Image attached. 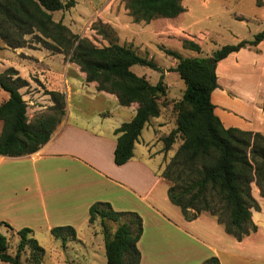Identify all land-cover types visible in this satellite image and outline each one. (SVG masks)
<instances>
[{
    "label": "trees",
    "instance_id": "obj_1",
    "mask_svg": "<svg viewBox=\"0 0 264 264\" xmlns=\"http://www.w3.org/2000/svg\"><path fill=\"white\" fill-rule=\"evenodd\" d=\"M184 0H123L135 22L150 23L157 18L177 20L186 12ZM77 0H0V41L10 48L27 45V36L51 51L63 53L83 76L85 83L120 105L132 107L135 116L115 130L118 136L114 153L117 165L134 156L135 143L145 126L161 116V98L167 94L164 70L154 58L139 54L132 46L110 41L99 46L88 37L74 33L53 13L69 10ZM264 40V31L252 41L226 44L214 51L217 62L248 45ZM181 48L202 51L201 39L183 38ZM178 60L177 71L186 84L176 108V127L164 137V151L172 150L178 137L182 143L167 162L161 176L171 182L170 201L179 206L185 219H196L209 212L223 224L225 231L241 241L258 230L253 213L261 212L264 202V134L259 131L226 127L216 113L213 92L219 87L217 65L212 57L184 56L178 49L161 46ZM142 65L160 71L161 78L151 83L132 69ZM28 81L14 68L0 71V88L9 93L0 101V154L22 156L36 152L47 143L66 114V95L47 90L54 103L48 113L30 120L28 103L21 89ZM253 184L259 190V201ZM97 221L105 240L107 264H140L138 242L144 231L143 218L135 211L115 210L110 202L97 201L89 208V224ZM109 222L116 225L112 228ZM7 227H12L8 223ZM20 237L15 255L9 253L8 237L0 232V261L8 264H42L45 248L33 230H14ZM51 234L62 241L77 239L72 225L55 226ZM29 250L28 262L22 255ZM201 264H221L212 256Z\"/></svg>",
    "mask_w": 264,
    "mask_h": 264
},
{
    "label": "crops",
    "instance_id": "obj_2",
    "mask_svg": "<svg viewBox=\"0 0 264 264\" xmlns=\"http://www.w3.org/2000/svg\"><path fill=\"white\" fill-rule=\"evenodd\" d=\"M22 52L26 57L9 58L11 53ZM0 62L11 63L1 72L12 67L28 81L27 88H34L30 94L35 93L32 98L39 104L29 102L21 89L30 120L54 105L45 90L66 95V114L47 143L27 155L0 154V223H8L13 230L29 227L34 237L62 225L74 226L78 238H82L79 230L85 233L87 228L97 236L101 232L89 224V208L97 201H107L115 210L135 211L143 218L140 264H201L212 256L221 264H264V202L261 212L253 213L258 230L239 241L211 213L204 211L189 221L170 201L171 182L161 176L170 151L166 153L164 146L154 148L159 140L163 142L157 129L144 137L146 128L150 130L163 113L145 126L133 158L117 165L115 130L135 116L134 108L87 85L65 57L46 48L13 51L0 41ZM162 124L158 121L156 126ZM159 152L163 159H158Z\"/></svg>",
    "mask_w": 264,
    "mask_h": 264
},
{
    "label": "rangeland",
    "instance_id": "obj_3",
    "mask_svg": "<svg viewBox=\"0 0 264 264\" xmlns=\"http://www.w3.org/2000/svg\"><path fill=\"white\" fill-rule=\"evenodd\" d=\"M183 5L186 12L181 18L177 20L157 18L150 23L135 22L125 8L123 0H77L71 9L53 13L56 21L62 20L74 33L88 37L95 44L102 46L113 41L132 46L139 54L154 58L163 68L164 82L167 86V94L161 98L163 116L154 120L150 130L146 128L145 138L154 134L155 128L158 138L163 140L171 129L176 127L177 111L174 104L181 100L186 89L185 82L179 73L174 71L178 60L163 52L160 49L162 45L176 48L184 56L213 57L214 51L222 46L237 44L242 40L252 41L256 34L264 31V0H184ZM183 38L201 39L202 51L181 48L180 41ZM27 40L29 41L24 47L46 48L36 42L33 35H28ZM15 49L18 48H11L13 51ZM46 49L52 54L65 57L63 53ZM18 56L24 58L26 54L11 53L9 58L18 59ZM215 64L219 87L214 91V101L217 105L216 111L225 125L246 130L256 129L264 133V40L258 45H248ZM10 65L11 63L3 65L0 62V71ZM58 67L59 65L55 66ZM132 69L153 84L160 80L162 74L142 65H134ZM33 80L35 82L34 77ZM27 87L24 89L29 102H37L32 98L35 93L30 94L34 88ZM6 97H9V93L0 90V101ZM29 106L31 109L32 106ZM29 111L31 114V110ZM48 112L50 110L44 111ZM40 114H35L34 117ZM156 121L164 124L157 127ZM181 143L182 139L178 137L172 150L167 153L165 165ZM163 146L164 141L159 140L154 148L159 149ZM160 158H164L161 152L158 153V159ZM253 189L259 201H263L259 197L256 184H253ZM109 225L112 228L116 227L111 222ZM93 226L98 227L96 233L97 231L102 233L99 221ZM0 232L8 237V251L15 255L20 237L14 230L4 225L0 227ZM91 232L89 228L85 233L82 229L79 230L82 238H78L77 234V239L68 241L66 247L50 232L37 233L35 238L46 250L42 264H107L104 236L101 233L96 236ZM28 254L29 250L26 249L22 255L23 262H28Z\"/></svg>",
    "mask_w": 264,
    "mask_h": 264
},
{
    "label": "water",
    "instance_id": "obj_4",
    "mask_svg": "<svg viewBox=\"0 0 264 264\" xmlns=\"http://www.w3.org/2000/svg\"><path fill=\"white\" fill-rule=\"evenodd\" d=\"M216 59L212 57V63H216Z\"/></svg>",
    "mask_w": 264,
    "mask_h": 264
}]
</instances>
